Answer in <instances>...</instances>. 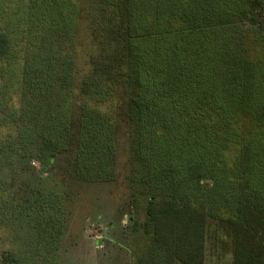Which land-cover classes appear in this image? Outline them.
<instances>
[{
	"label": "trees",
	"instance_id": "16d2710c",
	"mask_svg": "<svg viewBox=\"0 0 264 264\" xmlns=\"http://www.w3.org/2000/svg\"><path fill=\"white\" fill-rule=\"evenodd\" d=\"M263 17L264 0H0V228L20 242L0 264H62L76 190L121 169L132 264H205L212 227L231 264H264ZM57 158L67 189L20 179Z\"/></svg>",
	"mask_w": 264,
	"mask_h": 264
},
{
	"label": "rangeland",
	"instance_id": "374dc122",
	"mask_svg": "<svg viewBox=\"0 0 264 264\" xmlns=\"http://www.w3.org/2000/svg\"><path fill=\"white\" fill-rule=\"evenodd\" d=\"M85 42L86 39L82 38L78 49L79 68L87 63V46H83ZM119 143L120 166H123L126 159L123 152L124 136H119ZM39 168L38 162L31 161L28 174L22 175L20 179L33 188L60 192L67 189V182L63 178V158L56 159L50 172L40 174ZM76 191L78 197L75 209L62 243V264H132L133 255L127 249V246L131 248L132 243L125 242L128 239L122 233L129 226L128 219L132 215L123 169L114 183L79 187ZM213 234L212 227L208 231L205 264H231L229 240H221ZM19 243L12 242L10 232L0 228V256L2 252L13 251Z\"/></svg>",
	"mask_w": 264,
	"mask_h": 264
}]
</instances>
